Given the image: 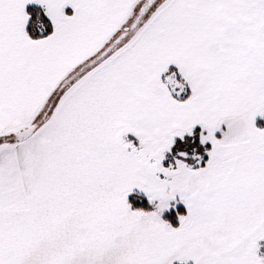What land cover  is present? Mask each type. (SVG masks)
<instances>
[{"label":"snow or ice","instance_id":"6c2138e0","mask_svg":"<svg viewBox=\"0 0 264 264\" xmlns=\"http://www.w3.org/2000/svg\"><path fill=\"white\" fill-rule=\"evenodd\" d=\"M0 264H264V0H0Z\"/></svg>","mask_w":264,"mask_h":264},{"label":"trees","instance_id":"16d2710c","mask_svg":"<svg viewBox=\"0 0 264 264\" xmlns=\"http://www.w3.org/2000/svg\"><path fill=\"white\" fill-rule=\"evenodd\" d=\"M258 123H262V122L258 120Z\"/></svg>","mask_w":264,"mask_h":264}]
</instances>
